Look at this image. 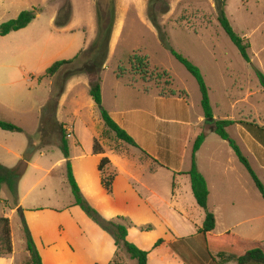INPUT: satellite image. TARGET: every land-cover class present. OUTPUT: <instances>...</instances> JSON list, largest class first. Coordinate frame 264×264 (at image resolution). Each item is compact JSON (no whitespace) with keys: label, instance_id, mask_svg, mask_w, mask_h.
<instances>
[{"label":"rangeland","instance_id":"374dc122","mask_svg":"<svg viewBox=\"0 0 264 264\" xmlns=\"http://www.w3.org/2000/svg\"><path fill=\"white\" fill-rule=\"evenodd\" d=\"M217 1L223 4L233 32L248 42L250 63L242 60L219 26ZM33 9L38 13L24 29L0 36V121L21 130H0V164L14 168L32 146L27 169L17 183L20 211H15L8 188L0 189V218L9 220L16 261L26 257V227L42 264L65 263L56 251L44 248L60 243H67L81 264L114 260L136 264L124 250L116 254L112 237L74 206L68 165L87 204L102 219L125 227L129 243L149 251L158 240L165 242L151 254L149 264H190L189 253L206 254L203 237L196 233L204 211L193 199L189 178L175 173L190 167L192 144L187 141L192 143L202 132L205 138L196 164L210 194L208 211L215 217L207 248L218 264V252L241 256L258 246L264 251V200L228 143L204 121L200 125L198 86L164 48L155 27L175 53L199 69L214 120L264 127V89L256 74L264 76V0H0V24ZM110 13L112 32L99 73L100 107L107 113L132 107L148 111V116L139 114L133 122L117 118V124L122 123L121 128H127L139 149L153 160L118 141L105 127L100 107L89 97L84 73L89 53L45 77L53 63L88 52ZM138 51L151 68L170 76L171 89L186 104L154 101L153 83L130 88L116 78L117 67H127ZM163 84L157 92H167ZM51 98L57 102L55 119L67 130L68 159L58 146V134L41 132L48 124L45 107ZM179 125H184V135ZM227 133L264 187V146L239 125L229 127ZM172 138L186 142L182 145ZM94 139L105 155L92 154ZM103 157L112 161L103 172L114 176L111 193L100 185L97 167Z\"/></svg>","mask_w":264,"mask_h":264},{"label":"trees","instance_id":"16d2710c","mask_svg":"<svg viewBox=\"0 0 264 264\" xmlns=\"http://www.w3.org/2000/svg\"><path fill=\"white\" fill-rule=\"evenodd\" d=\"M223 4L217 1L216 11H217V22L231 44L236 48L240 57L245 63H250V57L248 55L249 44L244 39L235 34L224 14ZM37 10H29L21 12L15 19L7 21L0 24V36H6L11 32H17L24 29L37 15ZM113 14H108V20L105 27H98V34L94 42L88 49V52H80L75 58L69 61H58L53 63L46 71L45 77H53L62 67L72 64L76 61L82 54L89 53V62L84 67V73L88 76L89 85V97L94 102L95 105L101 106V78H100V68L105 61L106 53L108 49V43L110 40L112 32ZM155 25V24H154ZM60 27V26H59ZM158 35L160 37L161 43L165 49L169 50L172 57L187 71V73L195 80L199 94H200V107L202 110L203 120L205 125L212 128V132L215 133L222 141L228 143L229 147L235 154L237 160L244 168L247 170L249 176L251 177L256 189L259 191L261 198L264 200V187L257 176L251 170L247 159L243 156L241 150L237 144L229 137L227 129L234 125H239L243 127L246 132L256 141L259 145L264 146V127L258 126L253 123L247 122H236L230 120H214L213 113L210 106L208 98V90L202 78L199 69L194 66L190 61L181 55L175 53L166 42L165 34L155 25ZM141 52H133L126 66L119 65L116 71V78L121 81L125 86L134 88L138 83L142 85L154 84L153 89L156 92L155 96L160 98H180L178 93H175L171 89V78L166 72H159L157 69L151 68L146 56H142ZM129 71V75L125 76V72ZM257 77L259 78L260 85L264 89V76L256 71ZM40 80V79H39ZM164 82L163 86L167 89V92H157L159 85ZM152 88H147L145 92L150 91ZM57 102L56 100H49L45 107L47 111L46 115L48 117V124L41 128V132L45 135L47 132L49 135L58 134L59 136V148L62 150L65 159H68V144H67V130L65 125L60 124L55 119V110ZM100 117L103 121L105 127L111 131L118 141L125 143L133 148H138V145L133 140V138L121 127H119L109 116V114L100 107ZM0 130L11 133H19L21 130L8 122L0 121ZM50 130V132L48 131ZM205 138V132H202L196 136L191 147L190 154V167L185 173H179V175H185L189 178L190 189L193 199L196 205L204 211V220L201 227L196 228V233L203 237L204 245L206 249V254L210 258V264H218L214 261L212 253L207 248V243L209 241L211 233L215 229V217L208 211L207 202L209 197V191L207 188L206 181L201 175L196 164V154L201 148ZM32 146L29 144L25 156L17 163L14 168H6L0 164V189L5 185L12 197L13 205L16 206L18 202L17 197V183L22 175L25 173L28 160L30 159ZM140 152L147 158L153 160L148 156L143 150L139 149ZM104 149L98 143L97 140H93L92 154L93 155H103ZM110 164L107 157H103L97 167L99 173H101V186L107 193H111V186L114 181V176H104V169ZM67 182L71 188V193L74 198V206L79 207L80 210L85 214V216L96 226H98L102 231L109 234L113 239V244L116 249V254L120 250L128 255V257L135 261L136 264H148L149 257L152 251L161 246L164 242L163 240H158L151 250L142 251L138 249L133 244L129 243L127 238V231L125 227L118 224H113L102 219L97 212L92 209L84 198L81 196L79 188L72 176L71 168L68 165ZM1 202V201H0ZM230 234V233H227ZM24 235L26 238L25 251L27 254L26 260L23 264H42L40 256L34 246L31 239L29 231L24 227ZM0 242L2 243V250H0V257L9 256L12 254V243L9 220L7 218H0ZM216 257L219 258L220 264L235 263V264H264V251L258 246L253 249L247 250L243 255L236 256L233 254L227 255L224 252L216 253ZM114 260L111 264H115Z\"/></svg>","mask_w":264,"mask_h":264},{"label":"crops","instance_id":"0c3cea01","mask_svg":"<svg viewBox=\"0 0 264 264\" xmlns=\"http://www.w3.org/2000/svg\"><path fill=\"white\" fill-rule=\"evenodd\" d=\"M102 93V92H101ZM157 99L158 100H165V99H172V100H174V101H178V102H181V103H184V104H186L185 103V100L183 99V98H177V97H175V98H160V97H157V96H154V101H157ZM109 116L111 117V119L117 124V118H118V120H120L122 123L125 121V122H127V120H131L132 122L134 121V120H136V118L138 117H141L139 114H142V115H145V116H148L150 113L148 112V111H146V110H143V109H140V108H137V107H132V109H128V110H125V111H121V110H117V111H110L109 113ZM142 118H145L144 116H142ZM153 118L155 119V120H159L158 118H157V116H153ZM145 120H147L146 118H145ZM199 120H200V125L203 123V118H199ZM122 123H120L121 125L119 126L118 124V126L119 127H123L122 125ZM129 123V122H128ZM183 124V123H182ZM186 124V123H185ZM180 127H182V128H180L181 130V135H184V133H183V126L184 125H179ZM124 129L127 131V128H125L124 127ZM129 134L131 135V133L129 132ZM151 134V133H150ZM134 139H135V137H133ZM196 138V137H195ZM194 138V139H195ZM133 139V140H134ZM172 140L174 141V142H176V143H181L182 145H184L185 144V139H182V138H179V139H173L172 138ZM189 140V139H188ZM193 140V139H192ZM135 142H136V139L134 140ZM194 141V140H193ZM137 143V142H136ZM187 143L189 144H193V142L191 143L190 141H187ZM191 147H192V145L190 146V154H191ZM260 147L262 148V146L260 145ZM201 149V148H200ZM199 149V150H200ZM263 149V148H262ZM91 152H92V149H91ZM199 153V151L197 152V154ZM197 154H196V157H197ZM103 155H105V153L103 154ZM148 155V154H147ZM102 156V155H101ZM149 156V155H148ZM110 161V163H112V161L111 160H109ZM196 163H197V158H196ZM189 170V168L188 169H185V170H183L182 172H179V171H175V173H177L176 175H179V173H185V172H187ZM187 177V176H186ZM100 185H101V180H100ZM103 188V187H102ZM31 189H29V191H30ZM28 191V192H29ZM210 195V194H209ZM17 197H18V194H17ZM21 202H20V200H19V198H18V202H17V205L15 206V211H20L21 210ZM227 233H230L229 231L227 232ZM175 241H176V238H175ZM165 243V242H164ZM163 243V244H164ZM162 244V245H163ZM113 247H114V244H113ZM160 247V246H159ZM158 247V248H159ZM44 248L46 249V250H48V251H50V250H53V251H56L61 257H62V259L64 260V264H81L78 260H77V258L75 257V255H74V252H73V250H72V248L67 244V243H60V244H58V245H56V246H52V245H45L44 246ZM158 248L157 249H155L154 251H152L151 252V254L153 253V252H155V251H157L158 250ZM114 250H115V252H116V249H115V247H114ZM151 250V249H150ZM200 252V251H199ZM151 254H150V256H151ZM26 258H27V254H26V257L24 258V259H22V261L20 260V261H16V258L14 257V254H13V252H12V254L11 255H9V256H5V257H0V264H23V262L26 260ZM172 258H176L174 255L172 256ZM150 259H151V257H149V262H148V264L150 263ZM189 260H190V264H209V262H211V260L210 259H207V256H206V254H205V252L202 250L200 253H199V255L198 256H196L195 257V255L194 254H192V253H189ZM94 264H96V263H94ZM111 264V263H110ZM227 264H230V263H227Z\"/></svg>","mask_w":264,"mask_h":264}]
</instances>
